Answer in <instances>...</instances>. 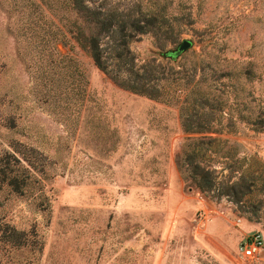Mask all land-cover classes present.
Wrapping results in <instances>:
<instances>
[{
	"label": "rangeland",
	"instance_id": "obj_1",
	"mask_svg": "<svg viewBox=\"0 0 264 264\" xmlns=\"http://www.w3.org/2000/svg\"><path fill=\"white\" fill-rule=\"evenodd\" d=\"M164 4L166 19L128 40L137 67L169 78L156 99L117 85L63 34L74 15L60 0H0V224L27 240L0 244V264H264V243L238 251L264 237V0ZM197 81L210 86L204 132L182 123ZM201 139L213 192L178 165ZM7 152L20 163L4 164Z\"/></svg>",
	"mask_w": 264,
	"mask_h": 264
},
{
	"label": "trees",
	"instance_id": "obj_2",
	"mask_svg": "<svg viewBox=\"0 0 264 264\" xmlns=\"http://www.w3.org/2000/svg\"><path fill=\"white\" fill-rule=\"evenodd\" d=\"M97 2L98 0H60V7L74 15L72 19L68 18L63 23L65 27L63 34L67 32L77 45L85 49L94 64L117 85L137 94L160 99L159 97L166 93L161 80L168 77L163 68L153 62L137 67L128 47V40L136 33L144 32L154 25L157 26L166 19L165 0L164 3L155 1L154 5L151 3L144 9L142 3L137 0L133 3V8L128 11L116 8L106 10L102 3L95 6ZM179 53H168L165 57L174 58ZM251 72H253L251 68L245 69L246 74ZM198 83V81L192 84L188 82L186 85L188 87L191 84L189 87L191 105L189 107L191 106L193 110L192 115H186L182 121L185 131L204 132L214 128L210 123L211 114L204 110V107L210 104V91H208L210 86L206 91ZM216 106L218 107V104ZM206 141L211 142V140ZM204 142L203 139L197 140L191 150L183 154L185 163L178 160V165L180 168L187 165L186 171L194 177L198 176L197 187L207 193L215 190L214 181L210 173L204 171L196 161V157L201 156L199 155L200 145ZM1 161L4 164L11 161L20 163V160L10 152H7ZM8 184L14 191H22L21 184L17 182L16 177L8 178ZM26 243L25 232L18 231L13 226L0 224V244L13 250Z\"/></svg>",
	"mask_w": 264,
	"mask_h": 264
},
{
	"label": "built area",
	"instance_id": "obj_3",
	"mask_svg": "<svg viewBox=\"0 0 264 264\" xmlns=\"http://www.w3.org/2000/svg\"><path fill=\"white\" fill-rule=\"evenodd\" d=\"M263 243V234L260 231H253L239 242L238 251L246 256L255 255L262 251Z\"/></svg>",
	"mask_w": 264,
	"mask_h": 264
},
{
	"label": "water",
	"instance_id": "obj_4",
	"mask_svg": "<svg viewBox=\"0 0 264 264\" xmlns=\"http://www.w3.org/2000/svg\"><path fill=\"white\" fill-rule=\"evenodd\" d=\"M191 45V42L188 41L187 39L182 40L175 48L173 49H168L164 53H162L163 56H166L168 53H179L181 51L186 50L189 48Z\"/></svg>",
	"mask_w": 264,
	"mask_h": 264
}]
</instances>
